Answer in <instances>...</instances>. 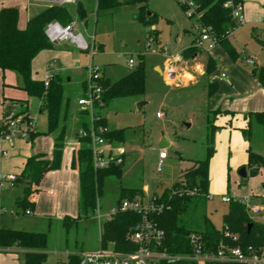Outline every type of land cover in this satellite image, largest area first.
<instances>
[{
  "label": "rangeland",
  "instance_id": "rangeland-1",
  "mask_svg": "<svg viewBox=\"0 0 264 264\" xmlns=\"http://www.w3.org/2000/svg\"><path fill=\"white\" fill-rule=\"evenodd\" d=\"M29 2L47 3L41 0ZM74 5H68L72 13L75 12ZM147 5L157 14L156 21L150 25L135 19L137 5H125L96 13V0L87 1L85 6L90 16L88 24L85 31L78 26L74 33L83 31L86 40L93 43L95 54L91 57L90 52L76 49L69 42H59L60 48L68 45L70 50L60 56L56 45L43 49L49 53L46 57L40 58V53L35 56L38 62L35 69L38 73H43L45 68L51 66L53 73L60 72L65 78V81L62 79L64 101L68 100L67 130L73 139L75 120L88 122L90 118L88 111L77 105V99L84 95L81 81L87 73V66H97L101 74L104 72L107 78L115 81L143 61L144 93L117 97L108 104L103 101L93 112L94 117L98 118L96 124L107 130L124 129L123 141L118 145L127 154L121 176L112 175L105 179L96 205L100 206L103 215L114 210L118 205L121 187L139 188L145 197L158 194L176 181L180 171L190 166L192 160L203 159L206 149L212 146L214 152L209 159L208 175V192L212 199L201 198L190 203L186 212L179 216L178 223L190 230L205 231L208 221L219 229L228 208V204L221 201L223 195L245 196L249 188L257 194H264V164H259L261 169H256L245 178L238 175L239 168L247 165L249 150L264 160V131L253 115H250L252 129L249 124L250 131L246 134L241 128L243 126L238 124L241 118L230 115L231 112L218 114L215 119L209 114L210 102L204 88L214 76L213 73H206L208 52L196 47L194 57L184 58L178 54L189 46L191 40L196 41L200 30L197 22L186 16L176 0H147ZM81 21L77 16L69 22L81 24ZM154 30L157 32L156 38H152ZM234 36L239 45L244 43L242 47L245 51L257 57L256 66H263L262 39L246 32L244 24L234 29ZM177 55L179 58L174 59ZM129 58L134 61L131 68L127 65ZM240 61L237 59L235 62L249 73L254 68V64ZM155 66L161 67L160 73L155 70ZM78 70L81 75H77ZM168 71L172 75L167 76ZM188 86L190 87L187 88ZM141 102L143 105L138 108L137 105ZM31 109L37 112L36 108ZM17 113L25 114L24 110ZM157 113H163V116L157 117ZM208 114L211 123L215 124L213 129L207 122ZM101 119L104 123L100 122ZM163 138L168 142L165 147L168 156L163 160L161 170L157 171L158 152ZM144 187H148L145 192L142 190ZM18 188H21L20 184ZM80 210V220L67 225L53 220L51 224H45L41 228L47 233L49 240V252L44 264H58V252H64L67 248L81 247L86 252L99 248V224L107 218L102 217L99 223L95 211H83L81 206ZM32 216L23 214L11 202V206L6 205L0 213V217H3L0 225L11 229L24 227L32 221ZM12 250V255H0V264H20L16 257L17 249Z\"/></svg>",
  "mask_w": 264,
  "mask_h": 264
},
{
  "label": "trees",
  "instance_id": "trees-1",
  "mask_svg": "<svg viewBox=\"0 0 264 264\" xmlns=\"http://www.w3.org/2000/svg\"><path fill=\"white\" fill-rule=\"evenodd\" d=\"M89 0H77L76 11L81 22L86 28L88 24L87 11L85 3ZM198 3L199 17L195 20L201 28H210L211 33L216 36L217 44L222 45L228 57L236 61L241 54L229 41L228 33L233 30L234 22L231 18L230 9L224 6L225 0H196ZM125 5H137L135 19L142 21L146 25L152 24L157 19V14L148 8L147 0H96V13L99 11L113 10ZM181 9L184 10L182 6ZM18 11L16 8H2L0 10V69L16 72L22 81L21 88L27 93L28 97H37L41 100L40 112L46 115L47 132L58 131L53 159L50 168L56 169L60 164L62 141L65 133V126L62 122L65 120L68 100L64 101L63 79L58 74H53L47 87L42 80H33L31 78V61L43 49L52 48L54 45L45 35V26L53 20L58 22H69L71 18L64 6L53 4L38 14L28 19L24 29H19L17 23ZM192 18V17H188ZM65 24V23H64ZM157 32L153 31L152 38H156ZM195 39L191 40L188 47L182 51L184 58L193 56L196 50ZM70 48H68L69 50ZM245 58V56H244ZM217 69L216 60L210 55L207 58L206 73H213ZM250 73L256 77L258 83L264 88V66L254 67ZM96 84L101 89V101L108 104L117 97L141 95L145 89V73L143 61L138 67L129 71L124 76L115 81L102 74L96 79ZM207 95L211 97L218 88L217 81H209L206 84ZM16 101L11 99L10 105ZM9 111L4 107V114ZM213 117L219 113V110H208ZM27 115V110H24ZM207 115L209 127L214 128ZM210 114V115H211ZM264 131V111L250 113ZM97 122V121H96ZM103 122V119L100 120ZM104 123V122H103ZM105 125V124H104ZM87 127L83 123V128ZM6 130V123L0 125V133ZM249 125L245 127L244 132L249 134ZM35 133H32L33 136ZM124 129H109L103 133V137L110 141H123ZM30 136V137H31ZM83 145L76 150V163L79 176V190L81 207L83 211L91 209L94 212L97 208L96 202L100 197L104 181L108 176L120 177L122 173V164H110L103 168L94 169L91 161V153L87 146V141L80 138ZM214 149L209 146L206 149V155L203 159L192 160V164L180 171L178 178L169 187H165L158 194L152 196L156 202L163 203L164 207L158 214H153L152 219L164 231L165 237L163 246L171 254L190 253L188 245V234L192 231L178 223V218L189 207V204L201 198H205L208 192V169L209 159ZM246 169L252 166L264 164L261 156L248 151ZM32 157L28 158L22 172L21 181L30 177V163ZM252 173V172H251ZM247 177V176H246ZM195 189L194 194H188ZM27 188L24 189V195L16 203L20 208L31 207V202L27 200L29 195ZM143 195L141 189L121 187L118 205L125 198H133L136 195ZM117 205V206H118ZM140 216L136 212L117 211L111 218L101 224L100 246L107 247L113 244V248L118 251H132L135 246L128 238V232L139 220ZM68 218L63 219V224L67 225ZM70 220V219H69ZM250 219L247 217L243 206L237 203L228 204L226 213L223 215V224L229 225L233 232L239 233L242 240L247 243H258L264 241V231L261 227L254 224L249 231L247 225ZM204 233L206 244L211 247L218 240L220 232L208 221ZM46 233L0 228V247L9 251L10 248H21L24 264H44L46 257ZM70 264H79L76 255H69ZM174 264H195L192 261H179Z\"/></svg>",
  "mask_w": 264,
  "mask_h": 264
},
{
  "label": "crops",
  "instance_id": "crops-1",
  "mask_svg": "<svg viewBox=\"0 0 264 264\" xmlns=\"http://www.w3.org/2000/svg\"><path fill=\"white\" fill-rule=\"evenodd\" d=\"M242 3L244 6V26L246 28V32H248L250 35L258 36L260 39H262L264 44V0H242ZM70 4H75L74 13L68 9V5ZM51 5L53 4L50 2H47L46 4H43V2L31 4L29 0H0V10L2 8L17 9L18 16L16 25L19 29H24L29 18ZM61 6L66 8L71 19L78 16L76 11V2ZM89 17L90 16L88 14L87 18L89 19ZM229 41L235 47L236 51L241 54V57L238 58L239 60L245 63V58L247 57L251 59V62L247 63L254 64V67L256 66L255 62H257V57L253 54H249L243 49L242 44L244 43L239 45L238 41L235 39L234 31L231 36H229ZM52 44L54 46H58L59 51L57 53L60 56L63 53H67L66 51L68 48H70L68 45H62L60 48L58 43ZM185 48H183L182 51ZM93 51L94 53L91 55V57L95 54V50ZM182 51L178 53L181 54V56H183ZM39 53L41 58L46 57L49 52L41 50ZM208 54L217 62V69L213 72L214 78L210 81H217L219 93L216 91L211 97H208L207 95L210 102L209 110H219V113H217L214 119L218 116V114H222L223 112H231L230 115H235L241 118L238 124L243 126L241 127L243 131L249 124L250 129H252V116L249 114L250 112L264 111V88L258 83L256 77L249 73L246 68L238 66L235 61H232L228 57L222 45H217L213 50L208 52ZM194 55L195 53L191 57H194ZM36 59L37 58L34 57L31 61V78L33 80H43L49 68H45L43 73H38L39 71H36L35 69V65L38 63ZM256 67H259V65ZM160 68V66H155V70L159 73L161 72ZM51 72L52 74L55 73L60 75V72ZM222 72L225 73V77L223 78L220 77ZM81 74V71L78 70L77 75ZM102 75L106 77L104 72ZM86 78L87 73L83 75V79L81 81L82 93H84ZM63 79L65 81V78ZM67 81H70V78H67ZM21 84V78L16 72L0 69V123L3 119L4 107L6 105H10L11 99H15L18 101L11 105V107L15 112L25 109L27 110L28 115L32 118L34 125L33 133H35L27 141L16 138L10 142H7L0 138V152H6L5 156L0 157V174H15L17 176V180L13 185H6L2 190L1 204L3 210L5 209L6 205L11 206V202L17 206L16 201L24 195V189L27 188V190L30 192L27 196V200L31 202V207L25 209L19 208L25 215L32 214V221L24 227L12 228L15 230L44 232L41 228L45 224H51V221L53 220H59L60 222H63L64 218H68L67 224L80 220L81 200L79 190V176L75 155L77 148L83 145V142L78 136V131L83 128V123H86V126L88 125L90 118L88 122L75 120L73 125V131L75 132V135L72 139L70 138L69 131L67 130V119L65 117V120L62 122V125L64 124L65 126V133L62 141L60 164L58 168L52 169L50 168V165L52 163L54 147L59 132H47L46 115L44 112L39 111L41 100L37 97H28L27 93L21 88ZM189 87L190 86L187 88ZM204 89L207 94L206 84ZM34 101H36V104H34ZM33 107L37 109V112L32 111L31 108ZM245 123L248 125L246 124L244 126ZM30 157L33 158L29 167L30 177L21 181L20 173L22 172L27 159ZM18 184L21 185L20 189H17ZM142 190L145 192L148 190V187H144ZM97 207L100 208V206ZM25 210H30L31 213L26 214ZM2 218L3 217H0V222H3ZM0 228L11 229L10 227H3L1 225ZM100 229L101 226H99L98 229L99 237ZM46 239L47 243L45 252L47 257V253L49 252V240L47 233ZM14 248H10L8 252L4 253L12 255L11 253L14 252L12 249ZM16 249L17 260L20 264H24L23 254L25 250L21 248ZM98 249L99 248L91 249L92 251L90 252H95ZM79 252L86 251H84L81 247L75 246L74 248H67L64 252H58L57 263L65 259L66 253L77 254ZM4 258L6 259V257Z\"/></svg>",
  "mask_w": 264,
  "mask_h": 264
},
{
  "label": "built area",
  "instance_id": "built-area-1",
  "mask_svg": "<svg viewBox=\"0 0 264 264\" xmlns=\"http://www.w3.org/2000/svg\"><path fill=\"white\" fill-rule=\"evenodd\" d=\"M56 5H65L74 3L76 0H42ZM180 6L184 8L187 17L196 20L199 17L197 10L198 3L196 0H176ZM224 6L230 9L231 18L235 27L228 35L231 36L234 29L245 23L244 6L242 0H225ZM81 26L85 31L84 25L69 22L62 24L58 21H51L45 26V35L51 43L69 42L76 49L94 53L93 43L88 42L83 31L74 33V29ZM194 45L206 52L213 50L217 44V38L211 33L210 28H201ZM264 38V35H263ZM179 58V55L173 57ZM180 60V59H179ZM246 62L251 59L245 58ZM132 58L127 60L128 67H133ZM87 78L85 81L84 95L77 99V104L84 110L88 111L90 120L85 128L78 131V136L87 141L91 153V161L94 169L103 168L110 164H122L127 157L125 150L115 141H110L103 137V133L107 129L96 124L93 115L97 105H102L101 89L96 84V79L101 76V72L97 66L89 64L87 66ZM167 76L172 75L171 71L166 72ZM51 66L43 78V84L48 86L52 77ZM220 77H225L222 72ZM9 111L3 115L2 122L6 123V130L0 133V138L10 142L13 139H29L34 132L32 118L27 114H20L14 111L11 105H6ZM157 117H162L163 113H157ZM6 152L1 151L0 157L5 156ZM167 158L165 148H161L158 152L157 171L161 170L163 160ZM260 170V165L252 166L246 169V176L255 170ZM264 170V169H263ZM17 180L15 174H0V213L3 211L1 204V193L6 185H13ZM262 182L264 184V172H262ZM264 186V185H263ZM195 189L188 192L194 194ZM212 199L210 194L205 197ZM221 201L226 204L237 203L243 206L247 217L250 219L252 226L256 224L264 231V194H257L251 188L245 196H229L223 195ZM164 205L156 202L151 195H136L133 198H125L111 212L103 215L100 208L95 210L96 218L100 223L102 217L111 218L117 211H131L139 214L140 218L137 223L131 227L128 232V240L134 244L132 251H118L113 248V244L107 247H99L95 252H79L77 254H65V259L58 264H70L69 255H76L79 264H174L179 261H192L195 264H264V241L258 243H247L242 240L237 232H233L229 225L222 224L219 228V238L214 246L209 247L204 239L203 231L192 230L187 237L190 253L171 254L163 246L164 231L152 219L153 214H158ZM26 214H30V210H25ZM106 219V220H107ZM101 226V223H100ZM6 252L0 247V254Z\"/></svg>",
  "mask_w": 264,
  "mask_h": 264
},
{
  "label": "water",
  "instance_id": "water-1",
  "mask_svg": "<svg viewBox=\"0 0 264 264\" xmlns=\"http://www.w3.org/2000/svg\"><path fill=\"white\" fill-rule=\"evenodd\" d=\"M143 105V102L138 103L137 107L140 108ZM166 146H168V142L165 138H163L160 142V148H165ZM238 175L241 178H245L246 177V168L244 166L240 167L238 170ZM252 227V223H248L247 225V231H249Z\"/></svg>",
  "mask_w": 264,
  "mask_h": 264
}]
</instances>
